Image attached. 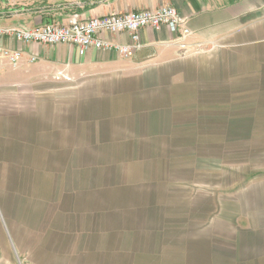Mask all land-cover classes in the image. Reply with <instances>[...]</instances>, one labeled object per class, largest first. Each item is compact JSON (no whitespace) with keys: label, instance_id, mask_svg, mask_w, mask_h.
I'll use <instances>...</instances> for the list:
<instances>
[{"label":"rangeland","instance_id":"374dc122","mask_svg":"<svg viewBox=\"0 0 264 264\" xmlns=\"http://www.w3.org/2000/svg\"><path fill=\"white\" fill-rule=\"evenodd\" d=\"M243 21L2 80L0 264H264V10Z\"/></svg>","mask_w":264,"mask_h":264},{"label":"crops","instance_id":"0c3cea01","mask_svg":"<svg viewBox=\"0 0 264 264\" xmlns=\"http://www.w3.org/2000/svg\"><path fill=\"white\" fill-rule=\"evenodd\" d=\"M257 1L260 0H0V11L6 13V17L0 18V26L21 24L36 27L51 22H65L74 12L88 19L111 12H136L165 4L178 9L180 16L186 19L194 32V39L197 41L219 38L222 41L234 40L236 44H241L240 38L247 39L251 34L248 32L249 28H245L247 21H243L244 18L250 13L257 17L264 10V4H256ZM74 3L81 6L68 7ZM103 38L119 44L130 43L127 34L120 36L104 34ZM173 38L174 35L167 26H162L158 30L142 29L140 32L142 49L131 58L153 48L174 46ZM3 43L21 49L25 56L19 69L8 70L0 77V85H3L2 80L10 79L13 75L34 76L35 81L50 80V76L57 72L70 76L75 72L82 73L93 68L106 67L112 61L124 59L114 51L97 50L93 47L81 54L80 49L75 46L23 45L7 39H4ZM31 55L38 58L35 63L28 61Z\"/></svg>","mask_w":264,"mask_h":264},{"label":"built area","instance_id":"2783aa9c","mask_svg":"<svg viewBox=\"0 0 264 264\" xmlns=\"http://www.w3.org/2000/svg\"><path fill=\"white\" fill-rule=\"evenodd\" d=\"M13 5V4H12ZM74 3L68 7L77 8ZM6 13L0 11V18ZM167 26L174 38L173 45L185 48L194 38V32L185 18L180 16L173 5L162 4L157 8L143 9L128 13H108L99 17L85 18L74 12L65 22H51L42 26L28 27L21 24L0 26V77L8 70H17L24 61V52L19 48L6 46L4 39L23 45L38 44L44 46L67 45L80 49V53L93 47L97 50L114 51L124 59L131 58L142 49L140 32L145 28L160 29ZM120 36L127 34L129 44H119L104 39L103 35ZM36 56H29L28 61L35 63Z\"/></svg>","mask_w":264,"mask_h":264}]
</instances>
